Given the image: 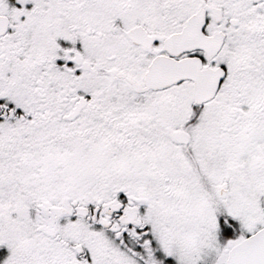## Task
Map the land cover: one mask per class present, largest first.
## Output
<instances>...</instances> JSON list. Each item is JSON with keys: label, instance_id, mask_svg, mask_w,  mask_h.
Listing matches in <instances>:
<instances>
[{"label": "snow or ice", "instance_id": "obj_1", "mask_svg": "<svg viewBox=\"0 0 264 264\" xmlns=\"http://www.w3.org/2000/svg\"><path fill=\"white\" fill-rule=\"evenodd\" d=\"M0 264H264V0H0Z\"/></svg>", "mask_w": 264, "mask_h": 264}]
</instances>
